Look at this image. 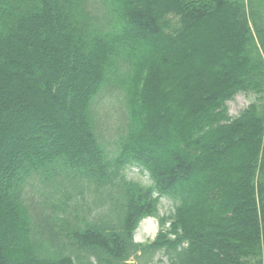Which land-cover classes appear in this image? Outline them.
I'll return each instance as SVG.
<instances>
[{
	"label": "trees",
	"instance_id": "16d2710c",
	"mask_svg": "<svg viewBox=\"0 0 264 264\" xmlns=\"http://www.w3.org/2000/svg\"><path fill=\"white\" fill-rule=\"evenodd\" d=\"M158 253L264 264V0H0V264Z\"/></svg>",
	"mask_w": 264,
	"mask_h": 264
},
{
	"label": "rangeland",
	"instance_id": "374dc122",
	"mask_svg": "<svg viewBox=\"0 0 264 264\" xmlns=\"http://www.w3.org/2000/svg\"><path fill=\"white\" fill-rule=\"evenodd\" d=\"M248 97L244 95L236 96L231 102L227 104L228 112L231 117L237 116L238 113L248 106L250 103ZM128 178L137 181L143 185L148 184L146 176L141 175L137 169H130L128 171ZM170 211V202L165 199L160 201L159 213L160 216H166ZM159 231V224L153 218H147L142 220L138 229L134 235V242L137 244H146L152 242ZM135 264H140V262L135 261ZM152 264H168L165 256L162 253H158L154 258Z\"/></svg>",
	"mask_w": 264,
	"mask_h": 264
}]
</instances>
